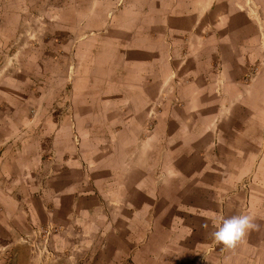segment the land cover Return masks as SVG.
I'll return each instance as SVG.
<instances>
[{
  "label": "rangeland",
  "instance_id": "obj_1",
  "mask_svg": "<svg viewBox=\"0 0 264 264\" xmlns=\"http://www.w3.org/2000/svg\"><path fill=\"white\" fill-rule=\"evenodd\" d=\"M140 72L142 86L157 94L147 106L133 99L115 106L119 89L135 86L130 76ZM252 106L258 113L247 112ZM262 109L264 0H0V135L15 131L1 142L0 158L17 144L25 162L29 142L43 203L63 162L62 130L71 133L87 181L93 173L81 154L82 132L99 163L108 157L114 174L125 168V179L107 183L116 197L110 208L131 212L132 223L145 213V257L133 227L134 248L122 256L111 242L107 264H229L231 254L230 264H257ZM229 207L259 226L234 251L209 235ZM29 226L0 238V264L90 263L85 253L59 254L58 227Z\"/></svg>",
  "mask_w": 264,
  "mask_h": 264
},
{
  "label": "crops",
  "instance_id": "obj_2",
  "mask_svg": "<svg viewBox=\"0 0 264 264\" xmlns=\"http://www.w3.org/2000/svg\"><path fill=\"white\" fill-rule=\"evenodd\" d=\"M142 77V72L136 75L131 74L130 80L132 81L131 78L135 80V86L126 87L122 91L119 89L117 97L123 92L121 97L123 100L116 97L115 106L120 105V101L124 104L130 101L131 104L132 99L135 102L139 100V106H147L148 101L158 91L157 87L155 90L143 87ZM236 109L238 113H242L240 108ZM247 112L254 114L258 113V110L255 111L252 106ZM260 115L264 123V109ZM118 116L117 114L114 119ZM13 133H15L14 130H5L0 135V144L2 141L13 138L11 135ZM125 135L123 134L122 137L125 138ZM82 137L84 145L81 154L83 159L92 166L93 182L86 180L71 133L62 130L57 139H59L58 149L63 156V162H60L55 170L56 173L46 183L44 192L46 203L35 197L37 176L35 165L32 164L33 154L29 153L33 151L29 147V142L23 147V153L27 155L25 162L23 154L16 153L17 144L6 149L3 157L0 158V205L3 208L0 210V238L9 239L19 236L23 232L21 230L30 229L31 223L34 225L51 223L59 228L53 243L59 254L62 252L65 260L74 255L79 258L81 257L79 253H85V260L90 261L89 264H100L101 260L103 264H107L111 242H118L122 256L127 255V252L134 248L132 246L134 227V230L138 231L135 233L136 246L139 247L138 255L140 259L145 257L144 244L146 245L148 233L145 213L140 212V221L132 223L131 212L113 211L110 208L116 197L110 193L111 189L107 183L115 175L125 179V168L114 174L115 166L109 163L108 157L102 158L103 163H99L95 158L98 148L94 146V143L91 145L87 142V138H92L90 134L82 132ZM104 150L108 151V149ZM127 150L126 148L118 149L124 156ZM6 180H12V183L9 184ZM258 256L257 264H264V252L259 253ZM232 260L231 254L228 258L229 264Z\"/></svg>",
  "mask_w": 264,
  "mask_h": 264
},
{
  "label": "clouds",
  "instance_id": "obj_3",
  "mask_svg": "<svg viewBox=\"0 0 264 264\" xmlns=\"http://www.w3.org/2000/svg\"><path fill=\"white\" fill-rule=\"evenodd\" d=\"M254 219L252 214L240 212L224 218L219 225L213 224L214 230L209 235L218 244L223 245L224 250L234 251L238 246L246 242L250 231L258 230L259 226L254 223ZM201 227L207 230L208 223H203Z\"/></svg>",
  "mask_w": 264,
  "mask_h": 264
},
{
  "label": "bare ground",
  "instance_id": "obj_4",
  "mask_svg": "<svg viewBox=\"0 0 264 264\" xmlns=\"http://www.w3.org/2000/svg\"><path fill=\"white\" fill-rule=\"evenodd\" d=\"M249 148L250 146H249V144L248 145H246V148ZM244 151H245V149H243ZM243 154V153H242ZM259 173H260V178H259V182H258V187H257V190H256V192H258V193H262L263 194V192H262V190H261V187L262 186H264L263 184H264V163H263V165H260V169H259ZM236 176H239V172H237L236 173ZM257 194L256 193H254L253 195H252V203H253V205H254V201L255 200H257L258 199V195L256 196ZM257 198V199H256ZM208 213H209V209H207V217H205L204 218V223L205 222H207L208 223V225H209V223H210V218L208 217ZM233 213H234V211L232 210V207H229V209H227V217L228 216H232L233 215ZM226 217V218H227ZM256 254V253H255ZM257 257H259L258 255H257ZM256 257V258H257ZM191 262H193V260L191 261ZM193 264V263H192Z\"/></svg>",
  "mask_w": 264,
  "mask_h": 264
}]
</instances>
